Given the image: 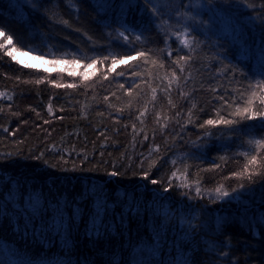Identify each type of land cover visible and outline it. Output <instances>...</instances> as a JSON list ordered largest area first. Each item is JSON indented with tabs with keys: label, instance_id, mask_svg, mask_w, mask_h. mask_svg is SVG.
Here are the masks:
<instances>
[{
	"label": "trees",
	"instance_id": "16d2710c",
	"mask_svg": "<svg viewBox=\"0 0 264 264\" xmlns=\"http://www.w3.org/2000/svg\"><path fill=\"white\" fill-rule=\"evenodd\" d=\"M0 30V264H264V0H0Z\"/></svg>",
	"mask_w": 264,
	"mask_h": 264
},
{
	"label": "snow or ice",
	"instance_id": "6c2138e0",
	"mask_svg": "<svg viewBox=\"0 0 264 264\" xmlns=\"http://www.w3.org/2000/svg\"><path fill=\"white\" fill-rule=\"evenodd\" d=\"M152 12L155 13L156 9L153 8ZM193 19H194V17H193ZM64 23H67V21H64ZM121 35H123V34H121ZM184 35L186 36L187 34L185 33ZM4 36H5L4 31L0 30V37H4ZM125 39H126V37H125ZM137 39H139V37H137ZM11 43H12V36L8 35L4 42H0V48H4L6 46V44H11ZM182 43L186 47H190L191 44H192V41L187 39V38H185L182 41ZM14 49H15V45H13V49L9 50L7 52V54L9 56H13ZM33 51H35V49H33ZM138 55L144 56V53H138ZM13 59H15L14 56H13ZM133 59H135V58H133ZM185 59H187V58H185ZM121 62H123V60H121ZM95 63H96V60H93L92 64L88 65V67H92ZM177 63L179 64L180 61L178 60ZM115 65H116V58L113 57V59H112V70L113 71L115 70ZM122 74L123 73H120V75H122ZM81 75H84L85 78H87L86 77V73H82ZM173 81H177V82L179 81V77L177 76L175 71H173L172 74H171V79L169 80V87H171ZM256 88L259 89L260 92H264V81L258 82L257 85H256ZM153 93H155V89H153ZM0 95H2V94H0ZM252 97L258 99L259 105L261 107H264V96L257 97V92L253 91L252 92ZM254 105H255V101L253 99H249L247 101V106L246 107H244L243 109H241L239 106L237 107L236 115L240 119H256L257 117H264V110H254ZM237 122L238 121L235 120V119H233V120H225V119L221 118V120H219V121L207 120V121H205V124H207V125H215L217 123H222V124H225V125H231V124H234V123H237ZM249 143L253 144L256 147L258 154H259V150L260 149H264V139H262V140H251V141H249ZM244 155L247 156L248 154L244 153ZM259 163L260 162L257 160V156L253 155L251 157V159H249L248 162L244 165L243 170L241 172L234 173V175H236L238 177L247 176V178L249 180H251L253 174H259V172L257 171V168L255 167V166L259 165ZM250 166H253L251 171L249 170ZM261 167H264V165H261ZM144 175L147 176V173H145ZM172 175L176 176V173L173 172ZM152 183H156V181L153 180ZM240 186L242 187L243 185H240ZM222 187L223 186L216 188L215 191L217 193H219L221 196H228L229 193L227 191H221ZM196 191L199 194V192H200L199 187L196 188Z\"/></svg>",
	"mask_w": 264,
	"mask_h": 264
},
{
	"label": "rangeland",
	"instance_id": "374dc122",
	"mask_svg": "<svg viewBox=\"0 0 264 264\" xmlns=\"http://www.w3.org/2000/svg\"><path fill=\"white\" fill-rule=\"evenodd\" d=\"M211 20L214 23H222V24L228 22V20H226L225 17L216 16L214 14H212ZM13 55H14L15 59L20 64H22L24 66H30V67H35V68H38V69H46V70H51V71H53V70L68 71L70 69L64 63L52 64L51 62L45 61L43 59H37V58L31 56L30 54L24 53V52H13Z\"/></svg>",
	"mask_w": 264,
	"mask_h": 264
}]
</instances>
